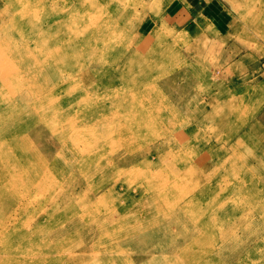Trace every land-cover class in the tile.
I'll list each match as a JSON object with an SVG mask.
<instances>
[{
  "label": "bare ground",
  "instance_id": "6f19581e",
  "mask_svg": "<svg viewBox=\"0 0 264 264\" xmlns=\"http://www.w3.org/2000/svg\"><path fill=\"white\" fill-rule=\"evenodd\" d=\"M231 1L234 0H229L230 3ZM263 2L264 0H255L245 12L235 7V12L252 24L258 32L260 28L264 30V21L253 19L252 16L261 12L260 9L264 7ZM65 5L66 7L60 8L56 0L25 2L0 0V46L3 43L7 44L16 56H21L19 61L24 63V69L21 66L19 71L6 72L0 67V102L10 100L9 113L15 114V116L9 114L12 117L9 122L6 117L0 121V208L1 211L2 208L10 211L0 222V254H4L0 257V264L15 262L10 255L13 251L10 245L12 240L30 234L51 232L53 223L55 225L67 217L57 211L44 210L42 206H37L36 213L40 220L35 223L33 229L26 228L27 222L23 216L26 207H35L29 197L35 193L36 196H40L46 179L41 178L36 171L37 174L31 176V179L24 177L23 169L19 165L16 166V161H19L18 156H24V145H34L44 138L53 150L57 148V152L54 153L55 159L75 161L81 157L82 151L88 152V158L92 156L91 159L98 162L108 159L101 167L106 174V185L103 186L106 187L104 202L107 204L118 201L136 206V202L140 200L132 197V191L143 189V182L158 183L161 186L158 193L160 199L157 203L162 207L170 208V213L174 215L164 220L162 218L157 220L156 217L159 223L145 222L141 226L129 229L125 226L126 231L130 233H133L135 228H139L142 232L151 229L150 233L138 239H135L138 236L134 239L132 236L139 230L131 234L127 239L129 244L141 245L144 239L152 243L153 240H157V236L152 233L159 229L168 231L170 228H176L177 233L181 228L183 229L181 219L184 216L180 208L177 209V205H181L186 215L195 216L194 213H197L204 217L208 214L209 220L203 221L202 225L206 233L209 232L212 237L218 238H223L225 232L221 230L212 232L210 224L213 227L217 225L219 229L223 226V229L227 230L232 224L224 217L229 216V219L231 216L240 217L239 214L244 212L250 218L249 228L254 233L253 236L246 235L247 238L251 237L247 245H250L255 252L259 249L263 250L262 256H258L256 260L262 259L264 263V225H260L264 222V184H257L254 179L248 178L249 169L237 162L238 156L234 161L228 160L224 163L225 177L220 176L216 171L217 168L220 172L219 167L211 168L212 157L202 159L198 155L202 145L194 140L197 137L193 133L201 119L198 118L199 121H196L195 125L188 121L187 114L183 115V119L181 118L180 110L186 94L183 89L175 92L174 87L179 85L175 79L177 77L175 69L178 66L185 69L184 63L188 58V52L174 51L178 44L173 41L168 46L160 47L168 36L163 43L156 44L155 48L149 49V44L140 46L141 37L150 26L148 22L140 24L141 26L136 30L135 37L138 41L136 40L132 51L128 46V38L129 35H133L131 29H134L133 22L137 13L132 14L127 7L118 9L116 19L104 20L100 25V21L82 24L80 18L73 14V3ZM153 19L156 22L159 20L155 17ZM120 20L127 22L124 27L119 26ZM15 39L22 42L13 43ZM99 46H105L101 54H98L99 51L96 52ZM157 50L159 52H156ZM195 52H199V46L195 48ZM147 58L153 59L154 62L165 60L170 69L166 66L154 67ZM4 59L5 55L0 50V62ZM13 66L15 67V63ZM188 68L190 70L188 73L194 76L193 67ZM142 75L144 76L138 77ZM101 76H112L113 79L105 84L99 81ZM4 80L15 81V84L12 83L8 88H4L2 87ZM245 99L240 96L237 99L222 101L224 103L222 114L210 115L218 119L219 124L214 127L220 129L221 126H225L234 131L236 128L248 126L255 118V112L243 116L239 126L232 125L234 122L231 120L233 117L235 121L237 116L245 111L248 106ZM262 106L264 108V104ZM90 113L91 117H89ZM210 116L204 117L202 121ZM262 117L264 119V116ZM41 118L52 126V128L44 126L47 130L46 134L44 131L37 133L35 130L30 138L15 134V130L30 127ZM57 119L61 122L60 125H55ZM100 126L105 129V135L102 136V133L98 138L83 136L82 130ZM208 140L210 141L204 139L210 144ZM216 140L230 144L226 151L228 153L230 150L235 153L236 150L243 148L240 144L242 140H238L236 144H231V138ZM90 141L97 144L87 151L90 149ZM214 146L216 147L210 144L206 149L207 152L209 153ZM51 150H45L47 153L41 155L42 162L38 163L39 165H44V159H47ZM222 150L225 149H219L215 155H223ZM248 150L250 154H245L247 160L259 157L258 160L261 159L260 162L264 163V149L256 155L253 154L254 152L251 153V149ZM11 151H15L11 157L5 158V154L1 155L3 152ZM133 155H136L134 161L138 169L133 177L128 178L123 172L130 163L127 160H132L130 157ZM24 164L26 171L33 168L30 163L24 162ZM139 165L145 167L142 170V177L138 175ZM47 171L55 173L56 168L49 167ZM187 174L191 176L188 181L184 178ZM220 177L221 184L225 183V186L223 188L219 186V191L208 197L205 193L206 184ZM49 201L54 202L53 199ZM149 204L150 200H147V205ZM217 211V216L212 218L213 213ZM104 212L107 216L116 218L118 225L128 222L130 214H134L131 211L127 212L124 219L120 216L122 213L114 217V210L111 208L105 209ZM96 215L92 222H95ZM96 224L97 222L90 223L88 226L95 227ZM257 228L260 232H257ZM106 233L108 231L101 236L102 239ZM52 234H55L57 239L65 232L54 231ZM237 236L235 233L234 237ZM56 239L53 238L58 244ZM105 247L95 244L85 250L97 256L96 252L103 251ZM247 252L244 248H240L239 251L234 250L225 261L232 260L234 264H240V260L236 258L237 254ZM51 255H53L51 259H57L59 264H84L83 261L78 263L81 255L74 257L64 247L55 249ZM208 255H210L209 250L204 253L205 257ZM19 258L24 259V256L20 255ZM97 259L100 260L98 256ZM23 262L30 263V261H22L17 264H24ZM148 263L161 262L153 255L149 259L132 260L128 264ZM250 264H255L254 258L251 259Z\"/></svg>",
  "mask_w": 264,
  "mask_h": 264
},
{
  "label": "rangeland",
  "instance_id": "374dc122",
  "mask_svg": "<svg viewBox=\"0 0 264 264\" xmlns=\"http://www.w3.org/2000/svg\"><path fill=\"white\" fill-rule=\"evenodd\" d=\"M19 1L25 2L26 0ZM56 2L60 8L66 7V3H73V14L80 18L82 24L100 21L101 25L104 20L116 19L118 9L127 7L132 14L137 13L135 22H133L134 29H131L132 32L128 30L133 34L129 35L128 38V46L132 51L135 48L136 40L138 41L135 37L136 30L142 23L146 22L150 23V26L141 37L140 46L149 44V49H152L154 46L157 47L156 44L163 43L165 37L168 36L164 41L165 44L163 43L160 47L168 46L173 41L178 44L174 51H187L188 58L184 63L185 69L183 70L182 66L175 69V72H177L175 79L178 82L177 85H179L174 88H176L175 92L183 89L184 94H186V99L180 110L181 118L183 119V115L187 114L188 121L195 125L197 124L196 121L201 119L200 125H197L193 133L197 137L194 140L202 145L198 150L200 152L198 155L202 159L212 157L213 166L211 168H214V166L219 167L220 172L217 168L216 171L223 178L225 177L224 163L228 160L234 161L235 157L238 156L237 162L244 164L249 169L248 178L254 179L257 184H264V163L260 162L261 159L258 160L259 157L257 159L255 157L253 160L245 158V154H250L248 148L255 155L264 149V119L262 117L264 116V108H262L264 104V30L260 28L258 32L252 24H249L246 19L235 12V7L242 12L247 11L255 0H234L231 1L233 5L229 0H56ZM260 10L261 12L252 16V18L264 21V7ZM153 17L159 19L158 22L152 20ZM126 23L124 20H120L119 26L124 27ZM20 42L22 41L15 39L13 43L19 44ZM198 46L199 52H195V48ZM104 47L99 46L96 52L99 51L98 54H101ZM0 48L5 55V59L0 62L2 70L6 72L9 70L19 71L21 66L24 69V63L19 61L21 56H16L12 48L4 43ZM147 60L154 67L164 68L166 66L170 69L164 62L165 60H161V62H154L153 59L148 58ZM189 66L193 67L194 76L188 73ZM180 70L182 73H180ZM169 72L171 71L169 70ZM112 79V76H101L99 81L106 84ZM12 83L15 84V81L4 80L2 87L8 88ZM121 83L130 84V82L124 81H121ZM240 96L246 98L245 101L248 106L242 112L243 114L240 113L237 116L235 121L233 117L231 118L234 122L232 125L239 126L243 116L255 112V118L252 122L248 126H243L241 129L236 128L234 131L221 125L220 129L215 128L214 126H217L219 122L217 118L212 116L222 114V109L224 110L222 101L225 102L230 98L237 99ZM10 110V100L0 102V121L3 117H6L7 122H9L12 119L9 114L15 116V114L9 113ZM208 115L212 116L202 121ZM91 116L90 113L89 117ZM22 119L26 120L25 118ZM46 123L41 118L39 122H34L30 127L15 130V134L24 138H30L34 134V130L37 133L44 131V134H46V128H52ZM60 123L57 119L55 125H60ZM237 129H240V131ZM82 134L84 137L98 138L101 134L102 136L105 135V129L101 126L86 128L82 130ZM219 138H223V140L231 138V144H236L238 140H242L240 144L243 145V148L236 150L235 153L232 150L228 153L226 151H228L227 148L230 144L227 145L217 141L216 139ZM204 139H210V141L208 140L210 144L212 146L216 145L209 153L206 149L210 144L205 142ZM90 143V149L87 151H90L97 144L94 141H90ZM51 148L47 144L46 138L39 140L34 145L26 144L24 145V156H18L19 161L15 162L16 166L19 165L23 169L22 175L24 177L31 179V176L34 177V174L38 173L41 178L46 179L45 187L40 196H36L35 193L29 197L34 202L35 207H26L23 216L27 222L26 228L29 230L33 229L35 223L40 220L38 213H36L37 206H42L44 210L57 211V213L65 214L67 217L55 225L53 223L51 232L30 234L12 240L10 242L11 249L13 251L18 250L16 252L12 251L10 254L15 261L13 264L22 261H30L26 264H59L57 259H51V256H53L51 254L55 249H62V247L74 257L81 255L78 263L83 261L84 264H128L132 260H146L153 255L159 258V262L164 264H234L232 260L228 262L225 260L233 254L234 250L239 251L240 248L248 251L247 253L237 254L239 257L236 256V258L240 260V264H250L253 258L255 264H264L262 259L256 260L258 256H262L261 251L263 250L259 249L255 252L252 251L250 245H247V241L249 243L251 237L247 238L246 235L253 236L254 233L249 228L250 218L244 212L239 214L240 217L231 215V219H229V216L224 217L227 221L230 220L232 224L227 230L223 229V226L219 229L217 225L213 227L210 224L212 232H219V230L225 232L223 238H218L212 237L209 232L206 233L202 225L203 221L209 220L208 214L204 217L197 213H194L195 216L186 215L183 208L180 207L181 205H177V209L180 208L182 215L185 217L181 219L183 229L181 228L178 233L176 228H170L168 231L159 229L152 233L157 236V240H153L154 242L150 243L144 239L141 245L129 244L127 242L128 237L137 232L139 228H135V231L130 233L126 231L125 226H128L129 229L130 227L141 226L145 222L159 223L157 220H160V218L163 220L169 219L174 215L170 213V208L162 207L157 203L160 199L158 193L161 186L158 183L148 184L143 182V189L132 191V197L140 200L136 202V206L118 201L107 204L104 202L106 187L103 186L106 185V174L101 170V167L108 159L98 162L92 160V156L88 158L89 153L84 151L81 152V157L75 161L55 159L54 153L57 152V148L54 150L53 148L51 150ZM46 149L51 151L47 159H44V165H39L38 163L42 162L41 155L46 152ZM219 149H225L222 150L223 155H215ZM14 152H3L1 155L5 154V158H7L11 157ZM239 153L242 154L239 155ZM135 158L136 155H133L130 157L132 160H127L130 163L125 167L123 173L128 178L133 177L135 171L137 172L138 166L136 167ZM24 162L30 163L33 168L26 171ZM229 165L232 166L231 163ZM49 167L56 168V172L48 173L47 168ZM139 167L138 175L142 177V170L145 167L143 165H139ZM184 178L188 181L191 176L187 174ZM221 180V177L214 178L206 184L205 193L208 197L216 194L219 191V186L222 188L225 186V183L221 184ZM50 195L51 197H49ZM50 199H53L54 202L51 203ZM147 200H150L149 205H147ZM110 208L114 210V217L120 213H122L120 214L121 217L127 216L126 213L130 211L134 214H130L131 217L128 222H123L119 226L116 218L109 217L104 212L105 209ZM9 212L6 208H2V211L0 208V222ZM109 212L110 210L108 214ZM217 213L218 211L213 213L212 218H215ZM95 215L96 226H88L90 223H95L92 222ZM156 217H158L157 220ZM260 225H264V222ZM150 230L145 229L143 232L139 230L132 238L138 236L135 237V239H138L150 233ZM54 231H63L65 234L59 235L56 239V235L52 234ZM107 231L108 233L102 239L101 236H104ZM257 232H260V229L257 228ZM235 233L238 235L237 237H234ZM52 237L58 240V244L54 242ZM95 244L106 246L103 251L96 252L100 260L94 254H90L92 252L85 250L88 246ZM57 245L59 246L57 247ZM208 250L210 255L205 257L204 253ZM20 255H23L24 259L19 258ZM1 256H4V254L1 253ZM109 259H111L110 263Z\"/></svg>",
  "mask_w": 264,
  "mask_h": 264
}]
</instances>
